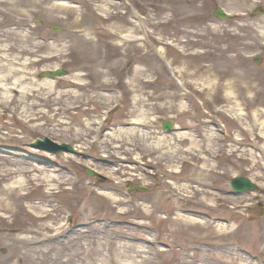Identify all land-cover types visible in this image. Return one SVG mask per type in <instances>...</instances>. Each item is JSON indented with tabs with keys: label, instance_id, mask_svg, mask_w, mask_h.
Wrapping results in <instances>:
<instances>
[{
	"label": "rangeland",
	"instance_id": "1",
	"mask_svg": "<svg viewBox=\"0 0 264 264\" xmlns=\"http://www.w3.org/2000/svg\"><path fill=\"white\" fill-rule=\"evenodd\" d=\"M104 3L110 4L109 15H105V8H102ZM68 5L76 6L77 11L65 16L64 20L47 22L43 17H37L32 18L30 24L37 26L38 31L70 43L72 52L63 55L59 61V69L66 70L67 75L80 72L74 69L84 64L120 65L123 68L121 74L109 73L102 80L109 79L115 83L112 84V92L105 93L119 96L123 93V100L112 107L100 99L90 101L89 97L95 91L86 88L83 103L75 104L67 111L61 109V104L56 106L61 109L57 118L68 121L72 128L69 131L58 129V135L52 138L43 135L55 132L49 125L34 132L29 131L22 122L2 120V124L13 122L11 128L15 136H28L30 139L25 145L16 143V139L2 142L6 146L1 147L5 153H0V167L5 162L42 160L43 150L48 148H37L34 144L48 137L57 144H69L76 150L75 153L63 151L73 155L77 162L68 167L69 176L82 179L84 184L91 183L97 189L106 187L108 177L97 171L101 170L102 163L94 157L95 154L102 155V150L94 148L89 149L87 154L83 153L84 147H87V144H83L86 140H78L76 132L96 119L105 123L102 132L107 134L117 122L127 119V114L138 109V112L148 113L153 122L151 127L140 125L138 129L166 134L187 131L202 146L184 154L186 160L179 164L182 171L179 180H187L197 167L202 166L204 161L196 155H204L205 160L215 167L211 179L215 185L221 186L222 190L218 193L227 199H239L240 202L234 206L227 203L228 200L217 202L209 199L198 204L195 198L186 206L188 214H196L198 221L219 225L223 231L212 234L178 232L168 236L164 230L167 219L164 218L171 217V213L156 212L152 217L145 218L135 213L122 214L121 220L117 221L103 204L104 210L99 212L97 221L83 226L85 224L79 219L78 211L66 208L67 203L74 200H66L65 195H61L54 200L65 205L59 211L63 215L62 220L69 213L70 225L73 229H82V235L73 230L43 245L0 237V264H58L55 261L57 258L72 257L77 253L82 255L75 256L71 264H101L104 259L96 249L98 241L109 242L105 248L115 254L116 247L123 243L141 244L140 237L158 240L156 244H145L146 255L138 258L140 264H224L227 258L231 259L232 264H264V158L258 149H253L255 162L249 155L251 141L254 139L256 147L262 141L248 130L254 124L252 110L264 108V28L261 23L264 0H69ZM217 7L224 8L232 17L225 20L215 17ZM53 26L62 30L54 31ZM117 26H121V31L118 32ZM255 57L261 58L260 63L254 61ZM135 66L165 69L149 73L148 77L155 81L151 86L136 87L131 81V70ZM180 68L185 70L186 77L175 74ZM217 72L227 73L221 84L227 81L234 83L233 88L239 95L236 100L220 101L218 97L209 98L206 91L199 92L204 89L203 84L211 87L208 84L214 81H208V77L217 75ZM42 73H39V78H43ZM180 80L188 81L181 91L184 98L177 99L174 108L170 109L169 98L164 95L175 92ZM118 81L121 84H117ZM247 95L253 101L245 107ZM136 97L144 98L146 105H135L132 99ZM230 106L235 108L234 111H224ZM165 121L174 124L173 131L164 130ZM213 131L217 136L216 155L207 150L204 142V135ZM8 132L2 129V135ZM238 138L242 140L239 143ZM136 142L142 148L146 145L141 137L136 138ZM174 142L178 144V140ZM18 146L21 149L16 150ZM184 146L186 142L181 143V147ZM51 152L55 155L63 153ZM153 157L146 158L143 163L149 164ZM60 165H64L63 161H60ZM142 166L147 168L144 179L131 180L129 174L121 175L123 180L129 179L121 187V197L136 203L163 192L160 189L164 181L163 172L144 164ZM87 168L93 169L100 178L88 175ZM236 176L252 179L258 185V190L233 192L230 182ZM136 186L145 188V191L137 190ZM40 198L37 194L35 200ZM169 201L164 198L159 203L169 205ZM197 211L201 215L195 213ZM129 222H143L144 227ZM46 248L52 249L47 255L44 253ZM21 257L27 260L21 262Z\"/></svg>",
	"mask_w": 264,
	"mask_h": 264
},
{
	"label": "bare ground",
	"instance_id": "2",
	"mask_svg": "<svg viewBox=\"0 0 264 264\" xmlns=\"http://www.w3.org/2000/svg\"><path fill=\"white\" fill-rule=\"evenodd\" d=\"M68 3L69 0H0V17L3 16L0 19L1 154L5 153L1 147L6 146L2 142L16 139L18 141L16 143L25 145L26 141L30 139L28 136H15L11 128L13 122L2 124L4 119L22 122L29 131L34 132L49 125L55 132H52L51 135H43L52 138V136L58 135L56 133L58 129L69 131L72 128L71 123L58 119L57 115L61 109L67 111L72 109L75 104L83 103L82 98L86 88L89 87L95 91L89 97L90 101L100 99L105 105L112 107L121 99L123 100V93L120 96L114 93H105L112 92V84L115 83L109 79L102 80L109 73L121 74L123 68L120 65L84 64L74 69L80 72L54 79L39 78L41 71L59 68L60 58L72 50L70 43L65 39L60 41L52 34L38 31V27L32 26L30 22L32 18L37 17H43L47 22L64 20L65 16L75 14L77 11L76 6L68 5ZM109 5V3H104L102 6L105 8V15H109ZM261 23L264 28V18ZM117 29L118 32L121 31V26ZM262 34L264 36V31ZM164 69V67L157 66L144 68L135 66L131 70L133 75L131 81L135 83L136 87L138 85L151 86L155 81L148 77L149 73ZM166 69L169 68L166 67ZM184 73L185 70L181 68L175 71V74L181 77H186ZM226 75L227 73L217 72V75L213 74L208 77V81L214 82L208 84L211 87H205L203 84L204 89L199 92L206 91L209 98L218 97L217 99L220 101L232 102L236 100L239 95L233 88L234 83L227 81L221 84ZM93 80H95L94 83ZM187 82L180 80V85L176 87L175 92L164 95L169 98L170 109L174 108V102L177 99L184 98L181 91ZM117 84H121V82L118 81ZM195 88L193 87V89ZM132 101L135 105H146V100L142 97L133 98ZM252 101L253 98L247 95L244 101L245 107ZM59 104L62 105L61 109L56 108ZM49 108L51 109L49 110ZM233 108L230 106V109L224 111L232 112ZM148 115V113L138 112V109H134L126 115L127 119L117 122L116 126L107 134L102 132L105 123L96 119L89 121L83 125L84 129L76 132L78 140H86V143L83 144H87V147L82 146L84 147L83 153L87 154L89 149L94 148L102 150V155L95 154L94 157L102 163L101 170L97 171L108 177L106 187L97 189L92 187L91 183L84 184L82 179H73L69 176L67 174L68 167L77 162L73 155L66 152L55 155L49 150H43L42 160L34 159L22 163L5 162L0 167L1 239L13 238L19 242L43 245L48 241L63 237L70 231H76L75 233L79 236L82 235V229H76V227L73 229L68 221L69 218L62 220L63 215L59 211L65 205H60L54 200L61 195H65L66 200H74V202L67 203L66 208L69 211L71 208L78 211L79 219L85 224L83 226L92 225L97 221L99 212L104 210V204L117 221L121 220L122 214L135 213L139 217L145 218L146 216L152 217L156 212L171 213V217L164 218V220L167 219V226L164 230L168 236L178 232L212 234L223 231L219 225L212 222L198 221L199 217L196 214L190 216L186 206L195 198L198 199V204L214 199L217 202L228 200L227 203L238 206L239 199H227L218 193L222 188L218 184L215 185L211 179L215 173V167L212 163L207 162L205 156L200 153L196 157L204 161L203 165L194 167L196 170L187 180H179L182 176L179 164L186 160L184 154L202 146H199L194 136L187 131L166 134L138 129L140 125L152 126V118ZM251 115L254 124L248 130L250 134H256V137L262 141L259 147H256L254 139L250 143L252 149L249 151V155L255 162L254 150L256 149L264 158V108L253 109ZM239 117L243 118L242 115ZM3 128L9 132L2 135ZM215 131L204 135L207 150L214 154L217 143ZM139 137L146 141L143 148L136 142V138ZM174 140H178V144ZM237 140L238 143L242 141L239 138ZM184 142H186L185 149L181 147V143ZM15 148L16 150L21 149L20 146ZM32 153L34 156L36 155L35 152ZM152 155L154 157L149 160V164L143 163L146 158ZM60 161H63L64 165H60ZM142 164L163 172L164 181L160 184V189L163 192H157L136 203L121 197V187L124 182L129 181V179L123 180L121 175L129 174L131 180L144 179V175H147V168ZM139 170L143 172V177L142 172H138ZM37 194L41 196L38 201L35 200ZM164 198L170 200L169 205H160V200ZM195 213L201 215L198 211ZM203 213L205 212L203 211ZM129 223L137 227H144L143 222ZM15 234L19 235L15 236ZM140 240L141 244L127 242L119 245L118 248L116 247L115 254L105 248L109 242L98 241L96 249L104 259L101 264H140L138 258L146 255L145 244L158 243L157 239L150 237H140ZM51 250L46 248L44 253L47 255ZM81 255V253H77L75 256ZM75 256L60 257L55 261L58 264H71ZM24 260L23 257L19 258L21 262ZM223 263L232 264L230 258H227ZM240 264L245 263L241 262Z\"/></svg>",
	"mask_w": 264,
	"mask_h": 264
},
{
	"label": "water",
	"instance_id": "3",
	"mask_svg": "<svg viewBox=\"0 0 264 264\" xmlns=\"http://www.w3.org/2000/svg\"><path fill=\"white\" fill-rule=\"evenodd\" d=\"M214 14H215L216 17H218L220 19H226V18H228L230 16L228 13H226L220 7L215 10ZM54 29L58 30V31L60 30L57 27H54ZM255 61L258 63L261 60L259 58H256ZM63 74H66V71L57 70V71H54V72H45V73H43V76L55 77L57 75H63ZM172 127H173L172 122L168 121V122L164 123V129L170 131V130H172ZM46 142L48 143L49 141L47 140ZM43 144H45V143L41 142V141H38L36 143V146H40V145H43ZM52 144L57 148V151H71V152H74V149L68 144H62V145H57V144H54V143H52ZM86 172L89 175L98 176V174H96L91 169H86ZM231 185H232L233 189L236 192H243V191L249 192V191L256 190V185L250 179H247V178H240V177L234 178L232 180V182H231ZM138 189H142V188L138 187Z\"/></svg>",
	"mask_w": 264,
	"mask_h": 264
}]
</instances>
